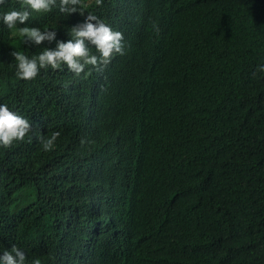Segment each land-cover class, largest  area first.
I'll return each mask as SVG.
<instances>
[{
  "label": "trees",
  "instance_id": "trees-1",
  "mask_svg": "<svg viewBox=\"0 0 264 264\" xmlns=\"http://www.w3.org/2000/svg\"><path fill=\"white\" fill-rule=\"evenodd\" d=\"M84 2L106 24L123 27L130 41L124 10H133L142 49L127 56L132 101L114 127L104 120L81 125L57 99V71L42 69L31 81L17 78L14 47L31 57L55 45L23 44L20 27L55 29L58 40L86 14L33 12L17 25L18 33L7 30L9 43L0 47V104L28 119L33 131L30 141L15 143L21 145L10 158L0 156V167H7L0 190L19 193L20 185L27 186L26 198L8 212L0 207V254L16 245L27 264L35 258L68 264L76 257L81 264H264V72L257 71L264 64V0H156L149 9L140 7L143 0H104L102 7ZM163 13L174 15L167 28ZM70 99L91 102L82 94ZM54 131L61 135L52 151H44L37 134ZM31 157L68 161L69 186L98 157L94 181L102 192L100 208H90L91 214L110 206L117 180H129L133 202L117 218L115 242L75 238L71 251L63 247L56 215L65 213L83 235L71 211L86 205L56 177L46 178L42 191L34 187L35 165L21 169Z\"/></svg>",
  "mask_w": 264,
  "mask_h": 264
},
{
  "label": "clouds",
  "instance_id": "clouds-1",
  "mask_svg": "<svg viewBox=\"0 0 264 264\" xmlns=\"http://www.w3.org/2000/svg\"><path fill=\"white\" fill-rule=\"evenodd\" d=\"M104 0H95V5L103 6ZM156 0H143L140 7L151 8L155 5ZM88 5L84 0H0V47L5 49L9 43L10 36L7 30H14L18 33L17 25H24L30 20L33 12L49 13L54 8H58L62 14L70 15L79 13L85 16L82 23L68 28V35L57 40V31L55 29L41 30L39 27L24 26L19 28V37L23 44L41 45L43 42H55L52 48L45 47L37 55L29 57L24 52L14 50L11 55L16 61V76L18 79L31 81L36 79L41 70L51 69L57 71L55 75V85L57 86V99L67 109V114L75 118L76 123L84 125L91 120L94 122L107 121L108 126L117 125L122 115L125 105L132 101L133 85L130 81L131 64L127 56L132 51L141 50L135 41L134 14L133 10H124L126 13L125 20L132 33L130 41L126 30L115 22L109 21L106 24L100 17L87 11ZM168 13H163V28L172 21ZM156 27V25H153ZM158 31V28H157ZM15 36L16 33H13ZM129 63L125 67V63ZM94 69L92 73L90 70ZM258 72H264V64L257 66ZM144 73L141 67L139 74ZM82 94L91 97V102L81 105L71 101L70 96ZM81 117L84 119L82 120ZM125 120L121 121L124 122ZM32 124L22 115L13 112L6 104H0V156L3 159L10 158L13 154V148L21 145L16 142H23L26 137L31 140ZM59 131H54L47 137L37 134L42 149L52 151L55 142L60 137ZM83 143V141H82ZM118 144L115 151L118 149ZM31 157V161H24L21 169L30 163L35 165L32 172H39L38 181L34 182V187L39 191L46 188L45 179L56 177L63 180L69 186L71 166L65 159L56 165L57 159ZM109 159V154L104 156ZM113 161H116L115 159ZM99 160L98 157L87 167L85 177L80 178V182L71 184V192L75 193L77 200H83L86 208L79 207L72 210L76 221L84 227V233L81 235L69 217L64 214L56 215L62 222L61 236L62 245L70 251L75 244V238L87 240V242H97L110 246L115 242L114 234L118 231L116 223L118 217L128 210L129 205L133 202L130 193L129 180L120 182L117 180L113 190L118 194L111 196L110 206L104 208L99 214H91L90 208L98 211L100 203L98 201L102 188L94 181L97 175ZM7 170V167H0V173ZM113 175L120 174L113 168ZM18 172V170H17ZM27 180L28 175L21 172ZM79 173L77 178H79ZM75 187V188H74ZM19 193L7 192L5 189L0 190V207L9 211L16 201H20L27 196V186L20 185ZM135 190V189H134ZM9 194V195H8ZM107 192L104 190L103 206L108 202ZM92 215L93 219L84 221ZM111 221V222H110ZM112 223V224H110ZM95 224V226H91ZM113 234V236H109ZM64 239V240H62ZM0 264H27L26 253L18 248L11 246L10 250H5L0 254ZM30 264H42L39 258L33 259ZM68 264H81L79 258L68 261Z\"/></svg>",
  "mask_w": 264,
  "mask_h": 264
}]
</instances>
